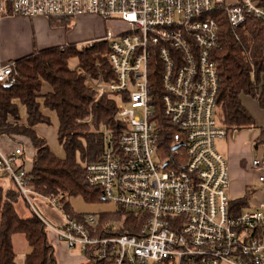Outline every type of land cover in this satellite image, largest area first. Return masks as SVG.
Here are the masks:
<instances>
[{
    "label": "built area",
    "instance_id": "1",
    "mask_svg": "<svg viewBox=\"0 0 264 264\" xmlns=\"http://www.w3.org/2000/svg\"><path fill=\"white\" fill-rule=\"evenodd\" d=\"M263 0H0V14L28 18L98 16L126 25L107 29L110 76L102 62L94 73L81 65L89 89L102 96H120L114 117L122 124L119 139L105 127L104 151L86 166L91 187L102 199L141 217L138 235H119L117 228L87 213L83 220L62 211L56 198L36 193L20 169L23 153L12 156L0 149V172L6 171L49 232L71 251L79 248L107 264H264V203L234 214L229 199L227 159L216 141L227 138L219 120V71L213 52L219 47L217 15L225 13L233 27L247 15L264 21ZM96 41V42H97ZM160 72L163 115L175 130L172 157L162 158L161 130L155 120L156 101L150 78ZM15 62L0 60V83L17 82ZM109 79V80H108ZM92 109V108H91ZM88 114L81 121L92 124ZM101 132V131H100ZM261 171L264 160L255 159ZM40 196L61 213L54 224L41 216L32 201ZM124 222V221H123ZM101 230V232L99 231ZM111 232V235L108 233Z\"/></svg>",
    "mask_w": 264,
    "mask_h": 264
},
{
    "label": "trees",
    "instance_id": "2",
    "mask_svg": "<svg viewBox=\"0 0 264 264\" xmlns=\"http://www.w3.org/2000/svg\"><path fill=\"white\" fill-rule=\"evenodd\" d=\"M262 3L264 5V0ZM218 13L220 45L213 52V58L219 71L221 87L218 104L223 114V124L228 131L256 129V120L242 97L245 95L258 101L264 112V21L247 15L240 26L233 27L225 13ZM69 19L53 17L51 24L68 29ZM108 52L109 45L104 41L86 44L81 49L76 45H68L42 50L15 61V84L0 83V139L22 137L30 141L35 150L34 155L30 163L23 161L20 166L30 177V187L38 194L56 198L64 213L80 220L85 214L74 210L68 201L70 198L81 197L91 204L102 201V193L89 185L86 175L87 164L97 161L105 148L104 136L99 128L105 127L112 131L118 140L124 127L114 117L118 108L115 97L102 96L93 103L96 91L87 87L85 75L70 67V59L76 58L88 73H94L99 60L105 74L110 76L109 59L102 56ZM153 72L150 86L156 101L154 116L161 127L159 148L165 159L174 155L175 130L169 129L159 101L160 72ZM45 84L50 87V92H43ZM21 106L26 109V123H23L20 114ZM43 109L58 118V140L64 149V156L56 155L46 138L35 131L42 124H52L50 116ZM88 114H92L94 121L92 124H83L81 121ZM260 128L261 132L255 140L256 149L264 148V125ZM21 199L28 205L12 179L8 187L0 184V264H16V235H22L27 243L28 252L23 264H59L57 249L51 242L45 222L33 210L27 217L18 213L15 205ZM248 199L249 195L240 200H231L233 213L241 215L249 205ZM123 215L125 221L117 233L138 235L143 226L141 217L133 212H124ZM101 221L102 230L106 217L102 216ZM83 257L84 261L80 264L108 263L90 253Z\"/></svg>",
    "mask_w": 264,
    "mask_h": 264
},
{
    "label": "crops",
    "instance_id": "3",
    "mask_svg": "<svg viewBox=\"0 0 264 264\" xmlns=\"http://www.w3.org/2000/svg\"><path fill=\"white\" fill-rule=\"evenodd\" d=\"M69 20L70 22L77 21V25L67 31L65 26L52 25L51 19L49 18H28L13 15L3 16L0 14V60L5 64H10L11 62L24 59L27 56L40 53L42 50L58 47L64 48L68 47V45L81 46L80 48H82L86 44L104 38L106 35V22L100 17L82 16L80 18H70ZM42 90L45 93L51 91L47 84L43 86ZM242 99L249 112L253 114L257 128H246L241 131L230 130L227 138L216 142V148L217 151L227 159L230 175L229 199L235 201L249 195V205L247 209L255 210L264 203V182H259V177L262 172L252 167V162L255 159L264 160V148L259 147V149H256L255 147V140L261 132L260 127L264 125V112L261 107H259V104L254 102V100H250L248 96L244 95ZM43 112L48 116L52 113L47 109H43ZM20 114L23 123H26L25 107L21 106ZM46 127L50 128V126L42 124L36 127L35 131L47 140L49 137L48 133L45 132ZM57 129L55 131L56 133ZM17 148L23 149V153L19 156L18 162L25 161L26 163H30L35 150L32 148L29 140H11L7 137L0 139V149L6 156H12ZM62 155L63 154L60 153L58 156ZM28 156L30 160L27 159ZM4 172L6 171H1L0 176H2ZM4 180L5 179L0 178V184L4 187H8L9 185L5 184L3 182ZM42 207L47 208L45 205ZM56 211H49V213L51 212L50 219H52L55 224H59L61 222V213L59 217ZM50 239L53 245L58 249L57 259L59 264L83 263V254L71 253V250L67 248L65 243L58 241L53 234L50 236ZM20 243L24 246H21L24 252L19 251L17 253L16 264H23L25 255L28 252L26 241L21 240Z\"/></svg>",
    "mask_w": 264,
    "mask_h": 264
},
{
    "label": "rangeland",
    "instance_id": "4",
    "mask_svg": "<svg viewBox=\"0 0 264 264\" xmlns=\"http://www.w3.org/2000/svg\"><path fill=\"white\" fill-rule=\"evenodd\" d=\"M85 17H87V16H85ZM91 17H96V16H91ZM105 22H106L105 23L106 28L110 29V30L112 29L113 31H120V29H125V27H126V25H121V23H118V22H112V21L111 22L105 21ZM76 25H77V21L76 22L75 21L69 22V27L70 28H68L67 31H69L70 29H72ZM78 47L80 48L81 46H78ZM78 65H79V61L76 58L70 59V67L71 68H76ZM249 98H250V100H254L251 97H249ZM115 99L117 100L119 105L120 104H124L125 107L127 106V104L122 101L120 96H115ZM254 102L258 103V101H256V100H254ZM259 107H260V105H259ZM217 114L219 116V120L223 121V114L221 112V109L218 110ZM50 119L52 121V124H51L50 128H48V127L45 128V132L48 133V137H49L47 139L48 140V145H49V147H51V149L56 154L60 155V153H61V154L65 155L64 149H63V147H61V145L59 143V140L57 139V133L55 132L56 129H57L58 120L55 117V115L52 114V113L50 115ZM101 128L102 127L99 128V131L106 132L105 129H101ZM17 140H21L22 141V140H26V139L22 138V137H17ZM217 141H219V140H217ZM28 158H29V156L27 157V159ZM28 160H30V159H28ZM0 178L5 179L3 181L5 184L11 185V180L8 177V173L7 172H4V174L2 176H0ZM32 201L34 203V206H36L37 210L41 214V216L45 217L47 220H50L52 223H54L52 221V219H50L51 212L49 213V211L50 210H55V209H53L51 207V205H49V203L46 200H43L40 196H33L32 197ZM68 201H69L70 205H72V207L74 208V210L77 213H80V214H83V215L84 214L87 215V213H93L99 218H101L102 216H105L107 221L112 223V225L114 227H116V228L118 226H121L123 224V221H125V217H124L123 213L124 212H129L130 213V211H124L118 205H115L113 203H109V202H107V201H105L103 199H102V201L100 203H93V204L86 203L84 201V199L81 198V197H72ZM43 205H45L47 208H43L42 207ZM15 206L17 207L18 213L22 217H27V216L30 215L32 208H31V206L26 205L22 201V199L19 200V202H17ZM56 212L58 213V216H59L60 212L58 210ZM49 234H50V236H52L51 232H49ZM21 240L24 241L25 240L24 237L22 235H16L15 240H14V247L17 250L16 251L17 253L19 251H23L24 252V250L21 249L22 248L21 246H23L20 243ZM60 242L64 243L62 241H60ZM54 247L57 249V247L55 245H54ZM71 253H73V254L74 253L82 254L81 251L79 250V248L74 249V251H71ZM161 264H169V263L164 262V263H161Z\"/></svg>",
    "mask_w": 264,
    "mask_h": 264
},
{
    "label": "water",
    "instance_id": "5",
    "mask_svg": "<svg viewBox=\"0 0 264 264\" xmlns=\"http://www.w3.org/2000/svg\"><path fill=\"white\" fill-rule=\"evenodd\" d=\"M181 145L174 146V149H178Z\"/></svg>",
    "mask_w": 264,
    "mask_h": 264
}]
</instances>
